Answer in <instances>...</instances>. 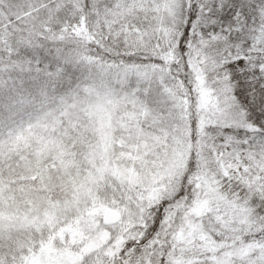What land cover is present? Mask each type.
<instances>
[{"label": "snow or ice", "instance_id": "obj_1", "mask_svg": "<svg viewBox=\"0 0 264 264\" xmlns=\"http://www.w3.org/2000/svg\"><path fill=\"white\" fill-rule=\"evenodd\" d=\"M0 264H264V0H0Z\"/></svg>", "mask_w": 264, "mask_h": 264}]
</instances>
